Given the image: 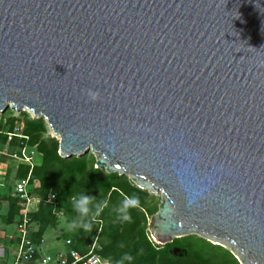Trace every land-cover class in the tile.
<instances>
[{"label":"water","instance_id":"1","mask_svg":"<svg viewBox=\"0 0 264 264\" xmlns=\"http://www.w3.org/2000/svg\"><path fill=\"white\" fill-rule=\"evenodd\" d=\"M8 108L160 195L156 244L264 264V0H0Z\"/></svg>","mask_w":264,"mask_h":264},{"label":"trees","instance_id":"2","mask_svg":"<svg viewBox=\"0 0 264 264\" xmlns=\"http://www.w3.org/2000/svg\"><path fill=\"white\" fill-rule=\"evenodd\" d=\"M22 115L25 118L22 133L28 137V141L21 144L17 137L8 139L6 134L12 132L15 122L14 118H10L7 120V131L4 132V126L0 123L2 143L8 139L10 145L19 143L20 147L24 145L33 149L36 161L31 170V184L37 185L34 194L42 198L49 192L55 195L53 203L42 202L31 213L32 241L39 243L46 228L55 225L54 210L62 211L68 221L76 219L77 214L72 210L70 198L83 193L93 197V205L99 204L102 210L90 219V231L74 230L71 235L73 240L70 239L67 248L85 253L95 242L99 247L97 254L108 264H117L125 253L133 257L131 262L125 264H239L228 250L196 235L174 238L164 245L156 244L150 237L148 220L157 208L149 207L147 192L135 187L126 175L102 173L95 168V158L91 153L70 159L62 158L58 154L57 141L44 137V121L30 119L25 112ZM1 160H9L10 163L14 159L2 157ZM14 168L13 180L28 174L29 168L25 165L16 163ZM11 189L12 185H9L4 190L9 191L5 199L8 211L1 218L4 224H15L19 214V206ZM132 196L138 198V203L130 209V220L121 221L117 208L125 197ZM65 241H61L64 247Z\"/></svg>","mask_w":264,"mask_h":264},{"label":"built area","instance_id":"3","mask_svg":"<svg viewBox=\"0 0 264 264\" xmlns=\"http://www.w3.org/2000/svg\"><path fill=\"white\" fill-rule=\"evenodd\" d=\"M8 139L17 137L21 140V144L28 141V137L22 133L18 127H13L11 133L6 134ZM2 157H11L17 163L25 165L29 168L28 174L20 179H15L12 182V195L17 200L19 206L18 218L14 226V235L11 239V246L8 247L12 253V262L10 264H108L104 262L97 254V244L94 242L87 252L80 253L76 250L67 248L70 240H66L63 249L46 252L43 251V240L39 243L32 241L30 235L33 231V222L31 213L34 208L40 203H53L55 195L49 192L45 198L34 195L31 192V170L35 165L36 153L33 149L27 146L19 148L18 152L13 154L8 153L7 149H0V163ZM6 189V185L0 180V192ZM5 247L0 239V262L9 264L5 258Z\"/></svg>","mask_w":264,"mask_h":264},{"label":"rangeland","instance_id":"4","mask_svg":"<svg viewBox=\"0 0 264 264\" xmlns=\"http://www.w3.org/2000/svg\"><path fill=\"white\" fill-rule=\"evenodd\" d=\"M9 110H10V108H8L5 112L0 114V123H1L2 126H4L3 127L4 132L7 131V129H8L7 120L10 119V118H14L15 119L14 127H18L22 131L23 130V121L25 119L23 117L22 113L25 112V110L15 111V110L11 109L12 112H11V110L10 111ZM25 113H27V117L30 118V119H37L38 118V119L43 120L40 117H35V116L33 117L30 112H25ZM44 125H45V128H46V132L44 134V137L45 138H53V139L56 140L55 136L53 135L52 131L50 130V128L48 127V125L46 124L45 121H44ZM2 142H3V139H2V137H0V149H4L5 148V149H7L8 153H10V154L15 153L18 150V148L20 147L19 143H17V144L15 143V144H12V145L8 144V139L4 143H2ZM84 155H86V154H84ZM8 161L9 160H6V162H3V163H5V168L3 169L4 171L0 174V180L3 181L7 187L9 185H12V182H13L12 180H13V177L15 176V168L14 167H15V165L17 163V161H14V160L10 161V163H8ZM99 170H101L102 173H106L104 169H99ZM133 185L135 186L134 183H133ZM35 188H37V185L35 183H33L32 187H31V192H33V194L35 193V190H34ZM8 192L2 191V193L0 194V218L5 216L7 211H8V203L5 201ZM145 192H147L149 197H150V201H149V204H148L149 207L150 208H154V207L157 208L159 203H160V199H161L160 195L153 194L151 191H145ZM37 207L38 206H36L34 208V210H36ZM53 215L55 217V225L54 226H50V227L48 226L46 228V230H45V232L43 234V240L45 239V241H47V242H52V241L60 242V241H64V240H67V239L73 240L71 235L74 232V230H67L66 229L65 224H66V222L68 220L65 218V215L63 214V212L60 211V210L58 211L56 209V210L53 211ZM15 219H16V216H15ZM148 222H150V219L148 220ZM8 230L12 233V228L11 229L8 228ZM191 235H195V234H191ZM196 236L201 237L199 235H196ZM201 238H203V237H201ZM211 243L215 244V245H219L222 248L228 250L225 246H223L221 244H216V243H213V242H211ZM97 247H98V245H97ZM46 252H50V251L47 250ZM231 254L233 255V257L240 264V262L237 259V257L233 253H231ZM12 259H13L12 253H10L7 256V261H8L9 264L12 262Z\"/></svg>","mask_w":264,"mask_h":264},{"label":"clouds","instance_id":"5","mask_svg":"<svg viewBox=\"0 0 264 264\" xmlns=\"http://www.w3.org/2000/svg\"><path fill=\"white\" fill-rule=\"evenodd\" d=\"M98 92L88 91V96L91 100L98 98ZM29 112V111H25ZM93 197L86 194L74 195L70 198L72 210L77 214L76 219L67 221L65 227L67 230L83 229L84 231H90L92 224L89 222L91 218L99 215L101 206L99 204L93 205ZM138 203V198L135 196L125 197L120 206L117 208L118 219L121 221L130 220V209ZM133 257L125 253L117 264H125V262H131Z\"/></svg>","mask_w":264,"mask_h":264},{"label":"crops","instance_id":"6","mask_svg":"<svg viewBox=\"0 0 264 264\" xmlns=\"http://www.w3.org/2000/svg\"><path fill=\"white\" fill-rule=\"evenodd\" d=\"M4 168H5V163L1 162L0 163V174L4 171L3 170ZM8 228L10 229L12 228V233L8 230ZM14 232L15 231H14L13 224H4L0 218V239H1V242H3L4 247L6 249L5 251L6 259H7V256L10 254V250L8 249V247H10L12 244L11 239L14 235ZM63 248L64 247L61 241L60 242L58 241L47 242L45 241V239L43 240V251L49 250L50 252H53V251H57ZM0 264L2 263L0 262Z\"/></svg>","mask_w":264,"mask_h":264}]
</instances>
